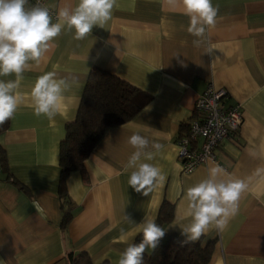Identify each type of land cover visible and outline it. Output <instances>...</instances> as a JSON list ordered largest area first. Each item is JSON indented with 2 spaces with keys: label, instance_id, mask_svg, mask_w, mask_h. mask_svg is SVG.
<instances>
[{
  "label": "crops",
  "instance_id": "crops-1",
  "mask_svg": "<svg viewBox=\"0 0 264 264\" xmlns=\"http://www.w3.org/2000/svg\"><path fill=\"white\" fill-rule=\"evenodd\" d=\"M79 0H46L55 16ZM216 24L200 47L187 32L189 17L168 0H116L104 28L94 26L83 40L65 29L39 63L23 72L17 89L21 104L0 132V264H69L67 254L84 251L93 264H118L120 253L140 235L145 218L156 221L160 207L172 218L160 226L165 239L182 242L178 224H187V188L208 177L216 165L248 184L238 214L213 240L208 264H264V0H212ZM211 50L210 53H206ZM94 67L127 81L152 96L131 119L108 127L86 157L85 173L65 178L69 202L59 192V144L65 124L76 115L89 72ZM55 71L69 88L59 113L49 120L33 113L36 78ZM75 77V81L73 80ZM15 80V75L0 77ZM208 84L238 104L242 124L219 145L217 160L181 172L176 138L192 117L196 97ZM139 132L163 147L152 163L165 179L147 196L128 185V137ZM70 217L62 226V214Z\"/></svg>",
  "mask_w": 264,
  "mask_h": 264
},
{
  "label": "clouds",
  "instance_id": "clouds-1",
  "mask_svg": "<svg viewBox=\"0 0 264 264\" xmlns=\"http://www.w3.org/2000/svg\"><path fill=\"white\" fill-rule=\"evenodd\" d=\"M168 3L182 4L184 14L189 17L187 32L195 37L193 45L200 47L207 30L216 24L218 8L212 0H168ZM115 4L116 0H79L74 8L61 7L53 23L49 9L39 3L28 6L29 0H0V77H16L0 79V126L14 117L21 104L17 89L23 72L31 67L30 62L39 63L65 29L74 31V39L83 40L94 26L104 28ZM69 86L68 79L57 78L55 71L38 76L31 89L34 115L54 119ZM127 143L134 149L125 165L131 170L128 185L147 196L165 176L159 167L145 161H152L163 146L139 132L130 135ZM256 171L259 174L264 169ZM225 175H228L225 169L216 165L209 168L206 179L187 188L190 219L187 224H178L185 237L182 244L199 240L210 228L224 231L229 220L238 214L239 200L248 184L241 179H223ZM140 229L141 241L129 244L120 253L118 264H144L146 249L155 250L166 234L154 219L145 218Z\"/></svg>",
  "mask_w": 264,
  "mask_h": 264
},
{
  "label": "trees",
  "instance_id": "trees-1",
  "mask_svg": "<svg viewBox=\"0 0 264 264\" xmlns=\"http://www.w3.org/2000/svg\"><path fill=\"white\" fill-rule=\"evenodd\" d=\"M151 98L150 94L100 67H94L89 72L76 115L65 124V135L59 144L58 192L63 202H69L65 188L66 176L75 170L84 175L86 157L104 131L131 119ZM8 122L0 126V132L8 126ZM2 161L0 154V168L3 166ZM68 210L69 208L63 211L62 226H65L70 217ZM171 218V208L165 209L162 204L155 222L160 226ZM163 238L155 250L146 249L144 264H208L213 240L202 244L200 238L195 242L182 244L172 235ZM141 239L142 233L134 243H139ZM67 259L69 264H93L84 251L69 252ZM100 264L110 263L103 261Z\"/></svg>",
  "mask_w": 264,
  "mask_h": 264
},
{
  "label": "built area",
  "instance_id": "built-area-1",
  "mask_svg": "<svg viewBox=\"0 0 264 264\" xmlns=\"http://www.w3.org/2000/svg\"><path fill=\"white\" fill-rule=\"evenodd\" d=\"M36 3L47 7L52 17L55 16L46 0H29L28 6ZM228 96L224 88L208 84L196 97L192 117L175 140L182 173H190L208 161H218L216 152L219 145L238 132L243 120L242 111L238 104L226 105Z\"/></svg>",
  "mask_w": 264,
  "mask_h": 264
}]
</instances>
